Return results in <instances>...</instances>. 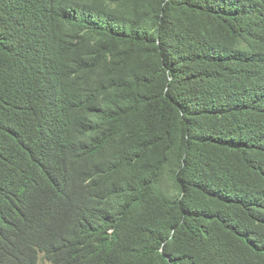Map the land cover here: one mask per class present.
Wrapping results in <instances>:
<instances>
[{
    "label": "trees",
    "instance_id": "trees-1",
    "mask_svg": "<svg viewBox=\"0 0 264 264\" xmlns=\"http://www.w3.org/2000/svg\"><path fill=\"white\" fill-rule=\"evenodd\" d=\"M264 264V0H0V264Z\"/></svg>",
    "mask_w": 264,
    "mask_h": 264
},
{
    "label": "rangeland",
    "instance_id": "rangeland-1",
    "mask_svg": "<svg viewBox=\"0 0 264 264\" xmlns=\"http://www.w3.org/2000/svg\"><path fill=\"white\" fill-rule=\"evenodd\" d=\"M45 264V263H44Z\"/></svg>",
    "mask_w": 264,
    "mask_h": 264
}]
</instances>
